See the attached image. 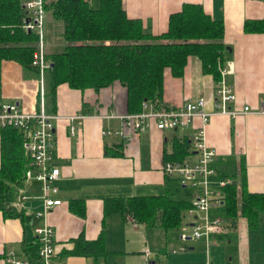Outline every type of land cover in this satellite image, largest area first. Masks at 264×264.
Returning <instances> with one entry per match:
<instances>
[{"label": "crops", "instance_id": "crops-1", "mask_svg": "<svg viewBox=\"0 0 264 264\" xmlns=\"http://www.w3.org/2000/svg\"><path fill=\"white\" fill-rule=\"evenodd\" d=\"M185 3L199 4L211 17L223 20V43L230 49L224 53V66L230 71L226 81L233 86L234 106L240 110L245 105L264 109V33H246L243 29L245 20L264 16V0H123L127 15L140 18L143 26L156 35L167 30L169 15ZM7 62L12 69L2 70L4 79L0 73V102L16 100L25 111L37 110L39 80L24 76L18 63ZM200 67V61L190 57L181 77L168 72L162 101L179 107L202 96L207 101L206 109H212L215 83ZM50 95L48 92L43 95L44 110L56 115L54 162L61 170L55 181L58 192L53 197L63 203L52 208L46 220L54 230L57 257L72 250L73 239L80 234L87 240L101 235L107 254L99 263L140 264L141 252L152 249L150 229L157 228L153 232L162 236V240L154 249L158 253L151 255V261L157 264H264V211L254 228L238 215L226 237L217 236L208 252L203 239L191 238L185 240L190 242L186 251L176 253L171 249L183 245L178 235L168 236L158 226L143 227L124 220L119 212H106L107 197L164 193L161 167L165 155L171 152L174 139L188 136L192 128L181 129L179 133L180 129L164 131L151 126L133 141L123 142L101 133L106 127L116 130L123 127L118 116L128 112L125 91L119 85L95 93L80 92L63 83L56 88L55 102ZM110 114L114 117H106ZM72 115L80 117L74 135L69 133ZM205 139L218 157L243 159L248 191L264 193V114L253 111L233 117L215 113L206 125ZM146 153L148 159L144 160ZM21 189L31 196L40 194V185L35 181ZM71 200L81 202L72 206ZM25 204L32 209L41 208L39 199H29ZM33 224L31 218L8 217L0 210V264H10L12 257L26 259L24 246L33 243L36 237ZM62 264L94 262L91 257L70 255L62 258Z\"/></svg>", "mask_w": 264, "mask_h": 264}, {"label": "trees", "instance_id": "trees-1", "mask_svg": "<svg viewBox=\"0 0 264 264\" xmlns=\"http://www.w3.org/2000/svg\"><path fill=\"white\" fill-rule=\"evenodd\" d=\"M46 9L55 21L62 23L65 41L62 52L45 54L53 102L56 88L63 83L80 92L95 93L117 84L125 91L127 112L136 113L142 110L143 102L162 101L166 74L181 77L190 57L200 61L202 73L211 75L214 83L221 79L226 52L223 20L214 19L199 4H183L169 15L167 30L157 35L144 27L140 18L127 15L123 0H99L97 6L91 0H49ZM23 14L21 0H0V62L13 61L38 71L32 65L38 36L21 27ZM243 29L246 33H264V16L245 20ZM22 144L23 137L17 129H0V210L8 217L31 218L35 224L34 217L12 204L24 185L28 168L29 159ZM192 153L188 138H177L165 160H183ZM216 165L218 178L231 182L222 189L223 201L214 215L229 221L232 227L241 215L249 227H256L264 211V193L248 191L243 159L218 157ZM232 180L240 185L239 194ZM191 196L189 188L165 177L162 194L107 197L104 207L107 213L119 212L124 220L143 227L158 226L168 236H177L181 215L190 207ZM77 202L81 201L71 200V205ZM73 243L72 250L60 253V260L78 255L91 257L94 264H99V259L107 254L101 235L87 240L80 234ZM39 247L37 237L24 246L30 264H43Z\"/></svg>", "mask_w": 264, "mask_h": 264}, {"label": "built area", "instance_id": "built-area-1", "mask_svg": "<svg viewBox=\"0 0 264 264\" xmlns=\"http://www.w3.org/2000/svg\"><path fill=\"white\" fill-rule=\"evenodd\" d=\"M21 1L24 10L21 27L25 31L35 32L38 36L34 43L36 48L32 65L42 73L44 69L49 68L43 43V27L48 12L46 5L49 0ZM229 73V69L224 66L221 70V79L215 83L212 109H206L207 101L202 96L179 107L166 105L163 101L143 102L141 111L118 116L123 123L121 129L106 127L101 131L103 136H116L123 142H131L151 126L164 131L192 128L191 133L185 136L190 142L192 155L183 160H165L161 170L165 177L176 179L192 191L190 207L185 209L181 216L184 222L192 224L190 237L203 238L207 241V245L214 243L215 238L228 229L226 222L211 216L210 213L222 203L224 197L222 189L231 180L218 178L216 166L218 155L206 143V125L215 113L233 117L253 111L264 114V109H252L249 105L243 106L241 110L234 106L236 97L233 86L226 81ZM106 117L113 118L114 115L110 114ZM55 118V114H48L43 109V95L39 109L33 111H25L20 101L0 102V129L15 128L23 137L22 145L29 159L24 174V185L33 181L40 185L38 196L28 195L20 189L13 206L36 219L33 231L40 243L38 253L43 264H62V260L56 256L54 230L46 220L49 211L63 203L61 199L53 197L58 192L55 181L61 175L60 166L54 162ZM79 119L78 115L69 117L70 135H74L75 123ZM29 199H39L41 208L32 209L31 206H27L25 203ZM181 237L185 236L181 235ZM178 251H183V248L171 250L172 253ZM141 258L140 264H157L151 261V254L147 248L141 252ZM13 264H29V261L14 259Z\"/></svg>", "mask_w": 264, "mask_h": 264}, {"label": "rangeland", "instance_id": "rangeland-1", "mask_svg": "<svg viewBox=\"0 0 264 264\" xmlns=\"http://www.w3.org/2000/svg\"><path fill=\"white\" fill-rule=\"evenodd\" d=\"M91 2H92L93 5L97 6L98 3H99V0H91ZM43 43H44V47H45V54H47V55H51L53 53L62 52L64 50V48H65V41L63 40V37H62V23L59 22V21H55L53 19V17L51 16V11L50 10H49V12H47V18H46V20L44 22V27H43ZM226 50H227V47H226ZM7 61L8 60H2L0 62V73L3 74L2 75V79L5 78V77H3L5 72L3 73L2 70H5L6 69V71H10L12 69L11 68V63H9ZM22 71L24 72V76L34 77L35 79L39 80V94L37 96L36 102H37V104L40 107V103H41V100H42V95H45V93L48 92L49 94H51L50 96L52 97V95L54 94V92L52 91V88H51V84H50V79H49L50 78V74L48 72V69H44L43 72L41 73L39 69H38V71H36L35 69H33L31 67H28V68L22 67ZM1 89H2V87H1ZM43 90H44V92H43ZM13 101H16V100H13ZM43 109H44V100H43ZM181 132L182 131L180 129L179 133H181ZM143 159L144 160H147L148 159L147 153L145 155H143ZM239 165H240V162L238 161V163H237V169H238V171H239V167H240ZM239 175L241 176V174H239ZM234 185H236V189L238 190V184H237L236 180H235V184ZM16 196H17V194H16ZM214 210L211 211V213H210L211 216L221 219L223 222H226V224L228 225V229H226V232L222 234V238H224V237H226V234L228 233V230L232 229V226L229 225V223H230L229 221H226V220L220 218L219 216H215L214 215V213H215ZM191 225H192L191 223L184 222V219L183 218L181 219V225L179 227V235H178V237H180V239H182L181 243L184 246L181 245V246H178V247L173 248V249L183 248V251H178V252H184V251H186V245H188L190 242H186L184 240V237H181V235L190 236V233H191V228L190 227H191ZM155 229L157 230V228H155ZM155 229H150V231H152L151 234H150V241H151V247H152V249H151L152 251L150 250L151 251L150 254L152 256L155 255L156 253H158L159 250L154 251V249H156V246L157 245H160L161 240H162V236L160 237V236H158V235L156 236L154 234L153 231ZM200 239H203V238H200ZM203 240L205 242L206 251L208 252L209 247L211 245L215 244V242L214 243H211L210 245H207V241L205 239H203ZM173 249H171V250H173ZM14 259H15L14 257L10 258L9 259L10 260L9 263L10 264H13V260ZM26 260H28V259H26Z\"/></svg>", "mask_w": 264, "mask_h": 264}, {"label": "water", "instance_id": "water-1", "mask_svg": "<svg viewBox=\"0 0 264 264\" xmlns=\"http://www.w3.org/2000/svg\"><path fill=\"white\" fill-rule=\"evenodd\" d=\"M227 50L230 51L229 47H227ZM233 184H235V180L232 181ZM184 240H191L190 236L184 237Z\"/></svg>", "mask_w": 264, "mask_h": 264}]
</instances>
